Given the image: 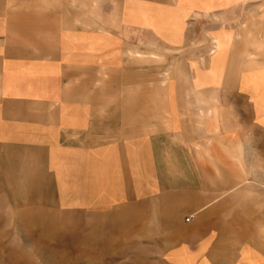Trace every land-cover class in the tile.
<instances>
[{
	"label": "crops",
	"instance_id": "0c3cea01",
	"mask_svg": "<svg viewBox=\"0 0 264 264\" xmlns=\"http://www.w3.org/2000/svg\"><path fill=\"white\" fill-rule=\"evenodd\" d=\"M76 1L52 10L0 0L2 170L45 203L114 213L122 227L99 235L121 237L138 264H264V63L221 82L225 36L213 65L188 70V98L168 100L165 125L145 101L116 112L95 99L114 85L82 82L124 74L126 48L147 32L180 47L186 25L239 0ZM210 92L246 99L212 102Z\"/></svg>",
	"mask_w": 264,
	"mask_h": 264
},
{
	"label": "rangeland",
	"instance_id": "374dc122",
	"mask_svg": "<svg viewBox=\"0 0 264 264\" xmlns=\"http://www.w3.org/2000/svg\"><path fill=\"white\" fill-rule=\"evenodd\" d=\"M27 1L20 0V4ZM35 2H39L41 8L52 10L65 3H77L76 0ZM182 34L180 47H172L165 40L154 42V35L147 32L145 44L126 48V63L130 66L126 74L122 71L113 75L87 72L82 82L96 89L114 85L115 91L104 92L95 99L108 100L111 107H116V112L133 110L139 101H145L148 118L154 120L157 117L165 125V116L169 115L168 100L185 101L188 98V70L213 65L219 41L225 36L232 38V44L226 75L222 76L225 81L221 82L234 85L239 81L242 69L264 63V59H258L264 54V0H239L222 11L194 20L185 26ZM212 71L209 79L215 83L217 75ZM172 82L179 85L181 91H167ZM200 96L203 98L202 94ZM221 97L232 101L246 99L233 92H210L206 98L214 102ZM15 176L12 178L10 171L6 172L0 166V264H122L123 260L139 263L134 258L138 255L136 251L123 249L118 240L121 237L99 235L103 229L122 227V220H117L114 213L92 216L45 203L38 194V197H30L33 188L19 186L22 183L16 180L20 177L18 171Z\"/></svg>",
	"mask_w": 264,
	"mask_h": 264
}]
</instances>
